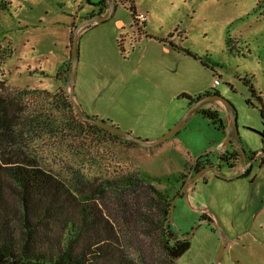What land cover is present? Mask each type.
<instances>
[{
    "label": "rangeland",
    "instance_id": "1",
    "mask_svg": "<svg viewBox=\"0 0 264 264\" xmlns=\"http://www.w3.org/2000/svg\"><path fill=\"white\" fill-rule=\"evenodd\" d=\"M8 1L0 17V94L12 99L2 116L13 124L11 136L0 133L3 160L43 168L82 190L128 173L165 189L157 177L191 172L195 159L165 150L164 142L149 147L105 129L68 128L70 118L87 122L75 107L67 109L73 103L70 72L65 77L71 36L101 0ZM135 1L147 15L144 27L118 0L110 19L80 29L74 100L90 117L155 141L189 110L182 94L211 89L219 77V94L235 107L240 159L234 167L222 161L226 131L201 112L190 115L167 141L179 138L195 157L212 151L221 176L211 169L188 186L176 201L172 230L191 235L207 214L229 238L217 264H264V0ZM207 106L221 113L228 130L232 117L225 104ZM245 167L246 176L226 178ZM108 204L124 250L137 264H216L222 240L213 225L202 223L191 247L172 262L159 210L147 209L150 223H129L116 195Z\"/></svg>",
    "mask_w": 264,
    "mask_h": 264
},
{
    "label": "trees",
    "instance_id": "2",
    "mask_svg": "<svg viewBox=\"0 0 264 264\" xmlns=\"http://www.w3.org/2000/svg\"><path fill=\"white\" fill-rule=\"evenodd\" d=\"M106 1L101 0L98 5ZM120 1L128 3L135 24L139 12L136 1ZM9 6L8 0H0V17ZM145 23L137 25L141 28ZM186 52L196 57L189 50ZM69 62L65 64V77L69 72L71 74L72 63ZM245 83L251 85L250 80L245 79ZM211 89L219 93L217 88ZM252 89L253 94L257 95L255 87L252 86ZM208 92L209 89L205 91ZM182 96L188 98L191 105V101L201 94L184 93ZM259 98L262 100L261 96ZM11 101L0 94V133L6 132L8 136H11L13 119H6L2 115H8ZM73 103L69 102L67 106L71 112L75 107ZM260 111L264 118V109ZM197 112L203 113L218 128L227 131L217 109L200 108ZM77 122L78 125L73 119H68V128L84 130V126H87L104 130L90 122ZM128 142L136 143L131 139ZM207 156V153H201L199 159ZM238 156L240 153L226 151L220 154V159L234 167ZM248 173L249 169L245 168L237 177ZM189 175L170 173L157 177L155 180L165 189L128 173L100 183L92 181L90 188L82 190L81 186H74L43 168L7 162L0 157V264H137L126 254L122 243L124 239L111 216L113 213L108 203L113 195L119 199L125 213L123 216L129 223H150L147 209L159 210L161 230L167 242L166 250L172 262H175L191 247V238H182L173 233L170 218L175 197L171 195L180 185L176 197H183L181 189ZM202 219L213 220L207 214Z\"/></svg>",
    "mask_w": 264,
    "mask_h": 264
},
{
    "label": "water",
    "instance_id": "3",
    "mask_svg": "<svg viewBox=\"0 0 264 264\" xmlns=\"http://www.w3.org/2000/svg\"><path fill=\"white\" fill-rule=\"evenodd\" d=\"M116 1L117 0H111V6L109 8V12L106 15H99V16L93 17L89 20L83 21L80 25H78V27L74 33V37H73V41H72V50H71L72 69H71V74H70L69 80L67 82V88H70L71 99L74 102V106H75L76 110L78 111V114L87 122L98 125L99 127L103 128L105 130H108V131L112 132L113 134L127 137V138H129V139H131V140H133V141H135V142H137L143 146L151 147V146L160 145L163 142H165L168 139L175 136L179 131H181L187 125L190 115L192 113H196V111H198L203 104H205L207 102L221 101L228 108L229 113L232 117V121H231V124H230L228 130L226 131L227 141L225 142V147H224V149L219 150V152H221V153L226 152L228 150V146L230 145V143H233L236 147L239 148V146H238L239 131H238L237 116L235 113V107L228 99H226L225 97H223L219 93H217L215 95L206 96V97H203L200 100H198L193 106H191L189 108V110L185 113V115L172 128H170L165 134H163L159 139H157L155 141H147V140H143L139 137H136L130 131L121 129L119 126L110 124L105 120L90 117L81 109V107L78 105V103L74 100V97H73L74 96V89H75V82H76L77 66H78V62H79V31L83 26H85L87 24H91L93 22H97V23L98 22H104V21L110 19L113 15L114 11H115ZM263 104H264V102H263ZM210 152H212V151H207V152H203V153L209 154ZM197 160H199V155L195 158V161H197ZM211 169L215 170L216 175L221 176L220 173L218 172L219 170H218V167H216V165H212V166H209L207 168H204V169L200 170L198 173H196L194 176H192V175L189 176V178L187 179V181L185 182V184L183 185V187L181 189V193L185 192V190L188 188V186L193 181L197 180L198 178L203 176L206 172H208ZM237 176L238 175L232 176V177H226V178L232 179V178H236ZM178 198H179V196H177L173 199L172 214H171V218H170L171 220L173 219V215H174V211H175V205H176V201L178 200ZM206 222L213 225L219 231V233L221 235V240H222L221 247L219 249V252L217 254V258L215 261L217 264L219 262V260L224 256L226 245L229 241L228 234L225 231V229L222 227V225H220L214 219L213 220L201 219L199 221V223L195 226L191 235H188L186 237H188V238L193 237L195 232L198 230L199 226L202 223H206ZM182 238H185V236H183Z\"/></svg>",
    "mask_w": 264,
    "mask_h": 264
},
{
    "label": "flooded vegetation",
    "instance_id": "4",
    "mask_svg": "<svg viewBox=\"0 0 264 264\" xmlns=\"http://www.w3.org/2000/svg\"><path fill=\"white\" fill-rule=\"evenodd\" d=\"M118 1V0H117ZM116 1V2H117ZM110 6H111V0H107L105 3H103V4H101V5H97V8L93 11V12H91V13H89L87 16H86V18L84 19V21L85 20H89V19H91V18H93V17H96V16H99V15H106L108 12H109V8H110ZM83 22V21H82ZM96 24L97 22H93V23H91V24ZM98 23H100V22H98ZM91 24H87V27L89 26V25H91ZM215 94H217L216 93V90L215 89H209V92L208 93H205V92H203V93H201V96H199V97H195L191 102V105H189V107H191V106H193L198 100H200L201 98H203V97H206V96H210V95H215ZM198 95V94H197ZM207 103H209V102H207ZM207 103H205V104H203L200 108L202 109V108H205V106H206V104ZM238 148V147H237ZM237 149H236V146L234 147L233 146V150H232V152H230V153H233V152H235ZM228 151V150H227ZM238 151V150H237ZM212 155H213V152H211L210 154H208V156L207 157H204V158H200L199 160H197V161H193V165H192V169H191V172L189 173L190 175L189 176H194L196 173H198L200 170H202V169H204V168H207V167H209V166H211V165H214V163H213V161H212ZM202 177V176H201ZM186 236H188V235H185V237Z\"/></svg>",
    "mask_w": 264,
    "mask_h": 264
},
{
    "label": "crops",
    "instance_id": "5",
    "mask_svg": "<svg viewBox=\"0 0 264 264\" xmlns=\"http://www.w3.org/2000/svg\"><path fill=\"white\" fill-rule=\"evenodd\" d=\"M120 22L124 25L123 21H118L119 25H120ZM96 24H98V23H96ZM121 27H122V26H121ZM82 29H83V28H82ZM82 29H81V30H82ZM69 31H71V28L69 29ZM64 63H65V62H64ZM207 89H209V88H207ZM207 89L202 90L201 93L205 92ZM201 93H199V94H201ZM207 108H210V107L207 106L206 109H207ZM220 115H221V113H220ZM221 117H222V115H221ZM222 118H223V117H222ZM164 144H165V150H167V149H175V150H176L179 154H181L183 157L186 156V158H187V162H188L189 160H191V159H195V158L197 157V156H196V157L194 156V154H193V152L190 150V148L186 147L184 144L181 143V141H180L179 138H176V139H173V140H169V141H165ZM224 147H225V142L222 143V147H221V149H224ZM239 159H240V157H238V160L235 161L236 164L238 163ZM216 160H217V159H216ZM218 160H219V159H218ZM212 161H213L214 165H216L217 162L215 163L214 158H212ZM219 165H221V164H219ZM245 165H246V164H245ZM245 168H247V167H245ZM245 168H244V169H245ZM214 176H216V174H214ZM204 177H206V175H205Z\"/></svg>",
    "mask_w": 264,
    "mask_h": 264
},
{
    "label": "built area",
    "instance_id": "6",
    "mask_svg": "<svg viewBox=\"0 0 264 264\" xmlns=\"http://www.w3.org/2000/svg\"><path fill=\"white\" fill-rule=\"evenodd\" d=\"M136 24H143L145 21H147V15L143 12H138L136 15ZM221 84L220 78H215L212 87L213 88H218V86Z\"/></svg>",
    "mask_w": 264,
    "mask_h": 264
}]
</instances>
